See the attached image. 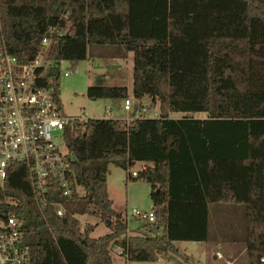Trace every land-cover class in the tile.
Instances as JSON below:
<instances>
[{
  "label": "trees",
  "instance_id": "trees-1",
  "mask_svg": "<svg viewBox=\"0 0 264 264\" xmlns=\"http://www.w3.org/2000/svg\"><path fill=\"white\" fill-rule=\"evenodd\" d=\"M0 36L21 63L50 38L40 84L56 97L60 62L132 52L133 96L158 103L156 117L65 125L70 177L85 193L52 188L48 201H60L63 216L36 203L26 164L8 166L0 209L21 218L34 264H112L114 246L127 260L157 261L176 241L211 240L217 209L238 218L231 236L247 263L264 264V0H0ZM86 96L128 93L90 85ZM137 162L128 179L151 185L161 236L129 229L108 195L109 164ZM78 215L99 217L109 231L92 237L96 224L81 226Z\"/></svg>",
  "mask_w": 264,
  "mask_h": 264
},
{
  "label": "built area",
  "instance_id": "built-area-1",
  "mask_svg": "<svg viewBox=\"0 0 264 264\" xmlns=\"http://www.w3.org/2000/svg\"><path fill=\"white\" fill-rule=\"evenodd\" d=\"M49 45L50 38L44 37L38 54L29 62L21 63L0 36V185L10 164L24 163L36 203L41 208L50 203L55 206L56 214L63 216L64 205L60 201H48L52 188L68 197L74 192L83 195L85 190L71 180L73 158L63 143L62 133L65 125L85 122L88 115L84 112V117L65 116L55 88L40 84V69L49 66L46 59ZM71 71L65 70L64 75ZM132 107L129 98L124 99L123 109L131 111ZM143 112H136L132 117L143 116ZM135 175L132 171V176ZM131 216L155 222L153 210L142 212L133 208ZM113 250L123 253L119 246H114ZM0 264H34L30 247L24 241L21 218L16 213H3L1 209Z\"/></svg>",
  "mask_w": 264,
  "mask_h": 264
},
{
  "label": "rangeland",
  "instance_id": "rangeland-1",
  "mask_svg": "<svg viewBox=\"0 0 264 264\" xmlns=\"http://www.w3.org/2000/svg\"><path fill=\"white\" fill-rule=\"evenodd\" d=\"M124 58L126 66L120 71L108 70L103 60H95L91 57L77 62L62 61L60 62V76L58 81V98L61 104L62 111L65 116L84 117V112L88 118H121L129 120L136 112H145L142 115L156 117L158 115V103H151L149 98L144 97L139 102L133 96V54ZM53 63V62H52ZM120 64V63H119ZM101 68V70H99ZM106 70H105V69ZM72 70L67 76L64 75L65 70ZM90 85L118 86L124 85L129 90V100L133 105L131 111L123 109L124 100L122 98H98L90 99L86 96V89ZM133 112V114H132ZM196 118L206 117L205 113L198 112ZM174 118L182 117L183 113L174 112L171 114ZM143 167V163L137 162L132 167L124 170L114 164H109V173L107 175V190L109 197L112 199V207L116 212L122 214L123 219L127 221L129 229L144 228L155 236H161L163 225L148 223L143 219H138L131 216L133 208L142 212L153 210L152 201L150 198L151 185L143 180H130L129 176L132 171H138ZM229 209H217L216 213H212V239L206 241L208 248L214 246L213 256L219 261V264H248L245 253L237 258L234 262L235 254L242 248V243L236 240L234 244L231 242V231L234 225L238 223V218L231 216ZM81 226L85 223L97 224L91 232V236L98 237L107 233L109 230L106 225L97 216L78 215ZM145 225V227H144ZM224 232V233H223ZM223 233V235L221 234ZM234 247H233V246ZM204 245L188 244L184 242H175V253H170L171 258L167 264H210L209 260L203 262ZM179 253H178V251ZM231 250V251H230ZM217 251L222 252V256H218ZM234 251V253H233ZM232 257H228L231 254ZM211 253V252H210ZM209 253V254H210ZM169 255V254H167ZM166 256V255H165ZM210 256V255H209ZM208 256V258H209ZM112 264H162V260L146 262V261H130L124 255L116 253L113 249L111 252ZM167 258V257H166ZM210 259V258H209ZM229 259V261H227Z\"/></svg>",
  "mask_w": 264,
  "mask_h": 264
},
{
  "label": "crops",
  "instance_id": "crops-1",
  "mask_svg": "<svg viewBox=\"0 0 264 264\" xmlns=\"http://www.w3.org/2000/svg\"><path fill=\"white\" fill-rule=\"evenodd\" d=\"M129 53V52H128ZM127 53V56L129 55ZM133 54V53H132ZM89 59V58H88ZM92 59H95V60H97V61H99V60H103L102 61V63L103 64H105L106 65V68L108 69V70H114L115 72H118V71H120V69H122V67H125L126 65V61L124 60V58H119V57H109V56H106V57H99V56H96V57H92ZM120 63V64H119ZM105 69V68H104ZM99 70H101V68H99ZM106 70V69H105ZM118 86H124V85H118ZM126 87V86H125ZM127 88V87H126ZM127 93H128V96H129V90H128V88H127ZM127 98H129V97H127ZM124 100V99H123ZM141 100H139V102H140ZM123 105H124V103H123ZM62 113H63V111H62ZM64 114V113H63ZM132 114H133V112H132ZM183 115H185V114H183ZM197 114H192V116H196ZM121 118H128V117H121ZM121 118H119V119H121ZM202 118V117H201ZM109 195V194H108ZM97 225V224H96ZM93 237V236H92ZM232 239V238H231ZM210 241V240H209ZM176 242H184V243H188V244H195V245H197V244H201V245H206V241H176ZM231 242H233L234 244L236 243V240H231ZM175 244V243H174ZM233 246V245H232ZM234 247V246H233ZM202 249H203V262H206L207 260H209V263L210 264H219V261L217 260V259H215L214 258V256H213V250H214V246H210L209 248L207 247V246H205V247H203L202 246ZM178 251V250H177ZM231 251V250H230ZM211 252V253H210ZM178 253H179V251H178ZM210 253V254H209ZM233 253H234V251H233ZM244 253V249H243V246H242V248L239 250V252L238 253H234L235 254V258H234V262L237 260V258L239 257V256H241L242 254ZM217 254H218V256H222V252L221 251H217ZM210 255V256H209ZM229 256L228 257H232L233 255H232V252H231V254H228ZM208 256H209V258H208ZM167 257V258H166ZM170 258H171V254H169V255H166V256H163V257H160L158 260H162L164 263H162V264H167V262L170 260ZM157 260V261H158ZM227 261H229V259L227 260ZM156 262V261H155ZM229 264H231V263H233V262H228Z\"/></svg>",
  "mask_w": 264,
  "mask_h": 264
}]
</instances>
